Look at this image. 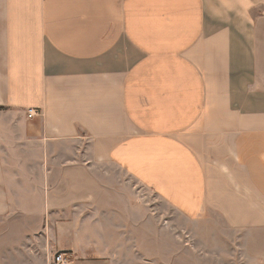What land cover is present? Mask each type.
I'll use <instances>...</instances> for the list:
<instances>
[{
	"label": "crops",
	"instance_id": "1",
	"mask_svg": "<svg viewBox=\"0 0 264 264\" xmlns=\"http://www.w3.org/2000/svg\"><path fill=\"white\" fill-rule=\"evenodd\" d=\"M137 188L264 227V0H0V264H129Z\"/></svg>",
	"mask_w": 264,
	"mask_h": 264
},
{
	"label": "rangeland",
	"instance_id": "2",
	"mask_svg": "<svg viewBox=\"0 0 264 264\" xmlns=\"http://www.w3.org/2000/svg\"><path fill=\"white\" fill-rule=\"evenodd\" d=\"M136 252L122 255L129 264H264V227H230L208 211L188 220L162 201L137 188Z\"/></svg>",
	"mask_w": 264,
	"mask_h": 264
},
{
	"label": "built area",
	"instance_id": "3",
	"mask_svg": "<svg viewBox=\"0 0 264 264\" xmlns=\"http://www.w3.org/2000/svg\"><path fill=\"white\" fill-rule=\"evenodd\" d=\"M33 115H36V112L30 109L28 111V117H32ZM52 264H68V260L61 253H58L54 256Z\"/></svg>",
	"mask_w": 264,
	"mask_h": 264
}]
</instances>
